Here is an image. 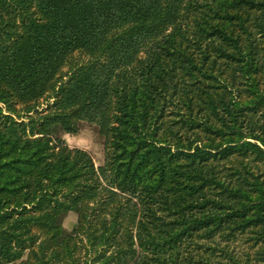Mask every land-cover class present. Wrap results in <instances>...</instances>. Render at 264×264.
<instances>
[{
	"label": "trees",
	"instance_id": "obj_1",
	"mask_svg": "<svg viewBox=\"0 0 264 264\" xmlns=\"http://www.w3.org/2000/svg\"><path fill=\"white\" fill-rule=\"evenodd\" d=\"M246 234L264 264V0H0V264H248Z\"/></svg>",
	"mask_w": 264,
	"mask_h": 264
},
{
	"label": "rangeland",
	"instance_id": "obj_2",
	"mask_svg": "<svg viewBox=\"0 0 264 264\" xmlns=\"http://www.w3.org/2000/svg\"><path fill=\"white\" fill-rule=\"evenodd\" d=\"M255 37L258 38V35H256ZM140 56L141 58L144 57L143 54H141ZM89 61V56H87L83 52H75L72 55L68 56L67 62L61 67L59 71L60 73L56 75L52 81L55 88H57L62 82H66L72 72H74L78 67L85 65ZM235 82L237 83V90H234L235 88L230 87L229 90H231V92H227L226 98L228 101L234 99L233 102H237L240 100L245 102V85L241 84V82L245 81L241 77H238ZM52 101L53 100L45 101L44 99H41L39 101V111H42V109L44 110L46 108L45 105L47 103H51ZM57 136L64 141L65 145L68 148L86 151L92 157L96 168L102 166L104 161L105 135H103L100 127L97 124L82 122L79 124V131L77 133L68 134L62 131L59 132ZM77 216L78 215L75 212H68L63 216L62 226L66 232H70L77 224ZM250 238L251 235L249 234L236 235V238L230 243L228 250L232 251V253L235 254V256H237L242 262H244V260L248 258V264H261L254 260L256 249L251 247L253 242L250 241ZM223 244L221 243L220 246H223Z\"/></svg>",
	"mask_w": 264,
	"mask_h": 264
}]
</instances>
